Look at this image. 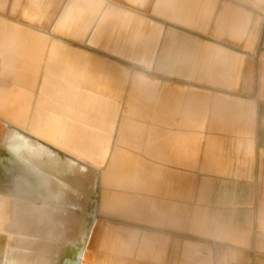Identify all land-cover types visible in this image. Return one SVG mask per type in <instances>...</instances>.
Instances as JSON below:
<instances>
[{
    "label": "crops",
    "instance_id": "obj_1",
    "mask_svg": "<svg viewBox=\"0 0 264 264\" xmlns=\"http://www.w3.org/2000/svg\"><path fill=\"white\" fill-rule=\"evenodd\" d=\"M166 1L167 15L155 11L157 0H150L146 13L142 3L125 1L126 6L112 0H0V25L5 26L0 56L7 40L5 55L21 57L20 67L10 70L20 73L19 83L37 75L34 87L40 95L27 116L29 92L14 99L13 90L5 89L10 106L5 123L13 129L25 122L41 138L28 143L23 134H3L10 137L0 158L11 150L6 155L11 154L14 168L10 187L0 188V238L7 239L0 264H57L52 242L67 241L57 233L64 220L68 232L79 227L62 213L82 203L96 184L121 194L116 203L98 194L96 213L114 204L120 218L132 216L141 223L112 225L145 236L137 242L125 233L129 241L107 246L105 256L94 258L96 264H264V0ZM111 8L160 25L156 43L142 39L143 54L133 61L127 57L135 41L128 48L123 44V31L109 22ZM43 36L59 43L50 47ZM203 36L254 48L244 56ZM15 40L21 42L20 52ZM104 42L115 45V53L124 52L112 55L103 50ZM125 60L159 78L135 71L139 77L127 79ZM164 88L181 97H159ZM149 110L150 120L167 114L170 125L151 127L144 145L150 159L145 207L130 193L141 162L137 141ZM118 111L116 139L107 154ZM127 133L137 141L125 140ZM128 243L135 244L133 253Z\"/></svg>",
    "mask_w": 264,
    "mask_h": 264
},
{
    "label": "rangeland",
    "instance_id": "obj_2",
    "mask_svg": "<svg viewBox=\"0 0 264 264\" xmlns=\"http://www.w3.org/2000/svg\"><path fill=\"white\" fill-rule=\"evenodd\" d=\"M112 2H114V4H118L119 6H123L124 4H122L121 0H112ZM126 6V5H124ZM130 11V10H127ZM52 12V11H50ZM147 11H145L146 13ZM149 12V9H148ZM16 13V12H15ZM52 16V15H51ZM258 13L254 12V18L257 19ZM48 22V21H47ZM49 23V22H48ZM4 25H0V31L3 29L4 30ZM258 25L256 26L255 30L257 32L258 29ZM48 29V27H47ZM15 31H19L18 29H15ZM53 31V29H52ZM54 32V31H53ZM194 35V34H193ZM196 36V35H195ZM46 38V40H48L46 43L50 45V47L53 46V44L55 43H59L58 41H54V40H50L47 38V36H43ZM205 38L206 41L209 42H213L215 44L221 45L223 47L226 48H230L238 53L243 54L244 56L247 53H251L253 51V48L251 50L247 49L244 45V43H231L227 40H222V41H217L216 39H214L211 36H203ZM202 37V38H203ZM6 42H8L7 40L3 41V56H0V151L5 150V139L10 137L7 135H3L5 132L11 133V134H23L25 137L30 138L31 140H40L41 138H37L34 134H32L31 132H29V130L26 129V124L25 122L23 124L17 125L15 126V128L13 129H8L11 127L6 126L5 123V114H6V109H8L10 106L9 104H5L6 102V97L3 98V94L5 95L4 90L7 89L9 90V92L13 90L14 92V99L16 97H19L21 95L20 92L22 91H27L29 92V103L26 106L27 112L26 115H29V112L31 110L33 101L35 98L39 97V91L37 87H34L35 85V79L37 77V75L35 77L29 76L26 77L25 83H19L20 81V73L18 72H13L12 70H10L11 68H19V64H17L18 60L21 58L20 56H16V55H5V48H6ZM74 43L78 44L81 48H86L84 41H80V40H73ZM15 43V50L18 49V52L21 51L22 45L20 44V41H14ZM12 44V43H11ZM46 44V47H47ZM11 47H13V45H10ZM1 51V50H0ZM46 51V49H45ZM2 52V51H1ZM48 51L46 52V60L48 58ZM10 56V57H9ZM5 58V59H4ZM7 58V59H6ZM112 59V56H111ZM123 59V58H122ZM45 60V61H46ZM123 63V62H122ZM124 65L125 68L127 70V79H129V75L130 78L132 79L133 76H138L139 77V73L135 72H142L146 77H148L151 80H156L157 77L155 73L151 72L150 70H146L143 67L139 66V65H134L130 62H127L126 60L124 61ZM9 68V69H7ZM30 71H25V73H28ZM30 74V73H28ZM6 79H10V83L8 86H6L5 81ZM162 79V78H161ZM164 80V79H163ZM20 85H23L25 87H20ZM85 90V89H84ZM129 89H127L128 91ZM156 90V89H155ZM162 93H166L168 96L167 101H173L176 99H179L181 97L180 92L177 93V91L172 92L171 89H162L159 97ZM128 94V93H127ZM154 101L156 99V93L154 95ZM10 100V97L8 98V101ZM158 100V98H157ZM157 105V103H156ZM9 106V107H8ZM166 103L163 107V110H165L166 107ZM170 106H174L173 105H169ZM13 108L15 110V105H13ZM124 109V106H123ZM9 110V109H8ZM173 109L169 110L170 113L168 114V117H170L171 112ZM149 114H150V110L147 114V117L145 118L143 123V133H142V138H138V141L136 140V138H134L133 136H130L127 133V136L124 138L125 140L128 139L130 141H137L140 145L141 148L139 150L140 153V158H141V162L140 165L137 168L136 171V185H135V189L132 191V193H130V195L132 197L135 198L136 203L138 204H143L145 207L149 204V199H150V183H149V174H150V168H149V164H150V159H148L145 155L148 153H144V149H148L147 146H144L145 144H148V138H149V132L151 130V127H156V128H161V127H168L170 125V122L167 118V114L163 115L162 118L153 121V118L150 120L149 119ZM154 115V114H153ZM161 117V116H160ZM4 128H6V130H4ZM16 140V136L14 137ZM35 138V139H34ZM17 139H19V141L21 142V137H18ZM153 139H156V136L153 137ZM126 143H128L126 141ZM154 144L156 145V142H154ZM118 148H125L123 147V145H119ZM150 151V154H152L153 156L156 155V148L155 146H153V148ZM15 155H17L15 153ZM0 163L2 165H0V188L2 191H4L5 189H7L8 187H10L11 183H12V175H13V164H14V159L12 158L11 155L7 154L5 156H3L2 158H0ZM95 197L93 198V202H94V207L96 210V204H97V200H98V194H104L102 196H107L108 200H112L113 203H116V201L119 199L120 195L119 192L116 191H111V190H106V188H100L98 184H96L95 186ZM122 194L124 192H121ZM116 206L113 204H109L106 205L104 208L98 209L97 213H96V218H95V222H94V226L91 227L90 233L88 235L87 238V242L85 245V248L88 250L87 251V259L83 260V262H81L80 264H96L94 262V258L96 259L97 257H100L101 255L104 254V249L107 246H112L113 249L114 247L117 245V243L121 240V239H127L129 241L128 235H134L137 242L141 239L144 238L145 236L140 234L137 231H123L122 228L118 227V226H114L112 224H128L131 226H135L134 222H138L141 223L137 220H135L132 216L131 217H125V218H120L117 214H116V210H115ZM93 210V213H94ZM95 215V214H94ZM137 226V225H136ZM106 232L108 233L109 237L108 238H104ZM125 233H127L128 235H126ZM7 240L6 236H1L0 238V262L2 261V256L5 253V251H7V245L3 246L4 241ZM136 242V243H137ZM134 245L129 247V243H128V248L127 251L129 253H133L134 251ZM140 248L141 245L139 247V249H136L138 251V254L140 253ZM105 256V254L103 255Z\"/></svg>",
    "mask_w": 264,
    "mask_h": 264
},
{
    "label": "bare ground",
    "instance_id": "obj_3",
    "mask_svg": "<svg viewBox=\"0 0 264 264\" xmlns=\"http://www.w3.org/2000/svg\"><path fill=\"white\" fill-rule=\"evenodd\" d=\"M122 1L123 2L125 1L126 5L128 4V6H129V4H132V5L134 4V6H138L139 3H142V5H145V6H143V9H142L144 12L148 11V5L150 3V0H121V2ZM82 3H81V7H82ZM86 4H88V3H86ZM86 4H84L85 7H86ZM167 4L168 3H167L166 0H157L155 11H157L158 14H160V12H162V13H164V15H167L166 12H165L166 11V7L169 5V4L168 5ZM132 5H130V6H132ZM90 6L91 5H89V7ZM121 10L112 9L111 8V10H110V12L108 14V17H110L109 18V22L111 23V27H112V22L116 21L117 24L114 26L115 29L120 31V32L123 31V34H122L123 35V40H124L123 44L126 45V48H128L129 45L132 44L135 41L134 42V46H133L134 51H132L130 53L131 55L129 57H127L128 59H131V61H133L134 57H135L134 55L140 56L141 54H143V50H142V48L140 46L142 39H144L145 37L152 38V45H154L156 43V41H157V39L159 37V32L158 31L160 29L159 28L160 25L157 26V25H155L153 22H151L149 20H141L142 18L139 19L138 17L135 16L134 13L129 12L127 10L126 11H121ZM84 11H82V13L80 11L79 12L81 14H83ZM79 12H78V15H80ZM89 12H90V10H89ZM66 16L64 15L63 17H66ZM83 16H84V14H83ZM81 19L79 18V20H81ZM149 19H150V17H149ZM175 19H177V18L175 17ZM83 20H84V18H83ZM151 20H153V19H151ZM111 31H112V29H111ZM131 40H132V42L128 43V41H131ZM173 43L174 42L172 41V44ZM103 50L104 51L107 50L108 52H111L110 54L116 52L115 51L116 50L115 49V45H113L112 43L110 44L109 42L108 43H106V42L103 43ZM122 52H124V48H123V50H121V52L119 54L118 53H115V54L122 55L121 54ZM125 52L129 53L126 49H125ZM168 53H170V46H169ZM137 59L139 60V59H141V57H138ZM179 59H180V57H179ZM142 60H140V61H142ZM140 61H137V62H140ZM111 62H113V61H111ZM116 115H117L116 116V122H114V125H113L114 127H113V130L111 132L107 154L110 153L111 145L114 143V140L116 139V132L115 131L117 129L116 125H118L117 123H118V121L121 118L120 111H118L116 113ZM25 141H27L28 143L35 142V141L31 140L30 138H27V137L23 136V142H25ZM6 151L8 153L11 152V150H6ZM6 151H5V153H3V155H6ZM9 155H11V154H9ZM79 169H81V168H79ZM93 179L95 180V178H93ZM94 184H96L95 181H94ZM95 186L96 185H94V187L91 189V191H89V193H87L86 197L83 198V202L82 203H78L77 205L72 207L69 211H66V212L62 213V214H65L66 218L67 217L75 218L78 221V223H79V227H77V230L75 229L74 231L72 230L71 232H68L67 231L68 230L67 229L68 228V224H67V221L64 220V222H63V224L61 226V230L59 232H57V233L60 235V237H62V235H67L66 236V240L67 241L65 242V244H63V243L61 244V242H59V244L58 243H54L56 241L52 242L53 244H55L54 246H56V248L58 250V253H57V255H58L57 256V258H58L57 259V264H80L79 262H80L82 254H83L82 253L83 249L85 248V245H86V242H87L89 231L91 229V226L95 222L96 210H94L95 207H94V202H93V198L96 195ZM84 199H85V201H84ZM96 209H97V204H96ZM93 210H94V213H93ZM58 234L55 236L56 238L59 236ZM68 237H70V240H69ZM63 239H64V236H63Z\"/></svg>",
    "mask_w": 264,
    "mask_h": 264
}]
</instances>
